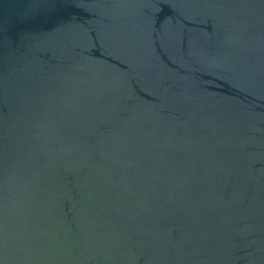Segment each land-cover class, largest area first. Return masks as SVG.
Returning <instances> with one entry per match:
<instances>
[{"label":"water","instance_id":"water-1","mask_svg":"<svg viewBox=\"0 0 264 264\" xmlns=\"http://www.w3.org/2000/svg\"><path fill=\"white\" fill-rule=\"evenodd\" d=\"M0 264H264V0H0Z\"/></svg>","mask_w":264,"mask_h":264}]
</instances>
